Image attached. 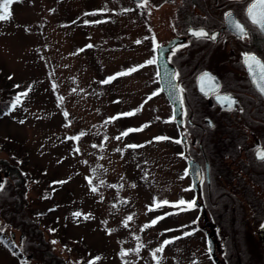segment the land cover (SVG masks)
Masks as SVG:
<instances>
[{"label": "rangeland", "instance_id": "rangeland-1", "mask_svg": "<svg viewBox=\"0 0 264 264\" xmlns=\"http://www.w3.org/2000/svg\"><path fill=\"white\" fill-rule=\"evenodd\" d=\"M9 8L0 21V161L19 174L0 179V264H211L173 206L183 187L175 144L153 137L164 133L149 119L164 97L137 79L147 66L117 75L139 57L118 48L117 0ZM132 125L142 130L122 135Z\"/></svg>", "mask_w": 264, "mask_h": 264}, {"label": "flooded vegetation", "instance_id": "flooded-vegetation-1", "mask_svg": "<svg viewBox=\"0 0 264 264\" xmlns=\"http://www.w3.org/2000/svg\"><path fill=\"white\" fill-rule=\"evenodd\" d=\"M252 2L117 0V12L124 16L118 48L132 49L124 56H139L118 72L147 66V73L137 79L151 82L154 92L164 97V107L154 106L149 117L163 122L164 133L153 137L175 144L181 200L195 201L192 208L179 206L182 226L206 245L211 264H264V160L258 155L264 151V94L243 62L245 53L264 62V29L246 12ZM229 12L244 26L246 37L229 24ZM190 29L215 34V39L197 38ZM158 60L177 74L173 77L181 110L176 118L160 88ZM205 73L215 83L202 86ZM224 95L235 101L230 110L218 100ZM140 127L132 125L124 132ZM169 153L174 155L172 147ZM0 172V179L10 174L1 165Z\"/></svg>", "mask_w": 264, "mask_h": 264}, {"label": "snow or ice", "instance_id": "snow-or-ice-1", "mask_svg": "<svg viewBox=\"0 0 264 264\" xmlns=\"http://www.w3.org/2000/svg\"><path fill=\"white\" fill-rule=\"evenodd\" d=\"M15 0H0V21L3 20H7L11 17V12H10V8L9 5H11L12 3H14ZM144 3H147V0H144ZM127 11V10H126ZM247 15L250 18L251 22L255 25H258L260 28L264 29V0H253V2L248 6L247 10ZM226 17L228 19L229 24L233 27V29L236 31V33L241 37L244 38L246 37L247 33L245 31V28L243 25H241L239 22L235 21L232 18V14L231 12L226 13ZM192 31V35L197 37V38H210V39H215V34H213L212 36H209L207 32H205L204 30H191ZM137 43H140V41H137ZM155 60H149L147 61V63L152 64L155 63ZM243 62L244 64L247 66L248 71L252 77V81L254 83V85L257 87V89L259 90V92L261 94H264V62H262L255 54H249V53H245L243 55ZM138 67H143V65H140ZM137 68H132L128 70V73H118L117 75H126L129 74L130 72L136 71ZM177 74H173V76H175ZM112 79H115V76L113 77H109L107 80L102 81V83H109ZM201 83L202 86L205 85L206 83L208 84H212L215 83L214 80L209 76V74L205 73L204 76L201 78ZM175 87V86H173ZM21 95H26V93H21ZM218 100L222 103V104H228L229 105V110L231 109V105L235 103V101L228 95H224V96H219ZM20 102V96L16 97V103ZM16 105L14 104L13 107H15ZM139 109H137L138 111ZM134 112H128V113H121V116H131L134 115ZM118 117H113L111 119H118ZM142 129H129L126 132L122 133V135H127L128 132L131 131H140ZM75 139H78V137H76ZM119 139V137H118ZM156 139L162 140V139H168L167 137H157ZM179 142V141H178ZM129 147H137L136 145H129ZM259 158L261 160H264V151L260 152L259 154ZM201 182H202V177H201ZM0 188H2V184H0ZM92 191H96L95 188H92ZM165 204H169L168 201H162V202H157L154 206L155 207H161L162 205ZM181 205H187L188 208H192L195 206V201H191V202H187V201H179L178 204L173 205V206H181ZM151 210V209H150ZM183 210V209H182ZM75 216H80V213H75ZM87 218V217H85ZM128 219H131V217H129ZM163 219V217H157L156 220H153L151 223L155 224L158 222V220ZM147 227V225H146ZM189 235L191 233H188ZM177 239H179V237H177ZM172 241H165L164 244H168L171 243ZM163 249H157L156 251H162ZM126 254V253H125ZM155 255V253L153 254ZM98 259V258H97ZM94 264V262H93Z\"/></svg>", "mask_w": 264, "mask_h": 264}, {"label": "water", "instance_id": "water-1", "mask_svg": "<svg viewBox=\"0 0 264 264\" xmlns=\"http://www.w3.org/2000/svg\"><path fill=\"white\" fill-rule=\"evenodd\" d=\"M159 65V76H160V87L162 91L167 95L170 102L172 103L174 107V117H178V114H180L181 110V100H180V93L179 88L177 86V82L174 80L173 77V70L168 69L166 66V63L163 60H158ZM175 86V87H173ZM190 168V166H189ZM192 172L194 181L196 173L194 170H190ZM211 246V245H210Z\"/></svg>", "mask_w": 264, "mask_h": 264}, {"label": "trees", "instance_id": "trees-1", "mask_svg": "<svg viewBox=\"0 0 264 264\" xmlns=\"http://www.w3.org/2000/svg\"><path fill=\"white\" fill-rule=\"evenodd\" d=\"M14 84V83H13ZM12 87H13V85H12ZM14 88H15V86H14ZM13 94V93H12ZM4 101V100H3ZM6 101H8L7 103L5 102V106H4V111H6V110H8L9 111V109H10V107L12 106V104L14 103V99H10V100H6ZM11 101V102H10ZM8 139H10V138H8ZM15 140H13V139H11V141H9V142H14ZM11 162H9L8 160H4V159H2L1 161H0V165L1 166H3V168L5 169V170H8L9 171V173H12L13 175H15V176H17V174H19V171L17 170V167H16V165H14V164H10ZM7 183V182H6ZM18 184V183H17ZM19 186V184L18 185H16L15 187H18ZM8 198H10V199H12V200H14L15 198H13V197H8ZM4 198H2L1 199V201L3 200ZM23 200V199H22ZM12 203H13V201H12ZM9 204H11V203H9ZM8 204V205H9ZM15 205L17 206V207H21L22 206V201H18L17 203H15ZM10 207V206H9ZM12 211V210H11ZM14 211V210H13ZM17 214V216H20V214L18 213V212H11V214ZM30 230H31V233H33V234H35L36 233V231L34 230V225H32V227L31 228H29ZM43 245V243H40L39 245H37V246H39L41 249H42V246ZM44 247L46 248V250H47V247L44 245ZM44 249V248H43ZM47 252V251H46ZM42 253H43V250H42Z\"/></svg>", "mask_w": 264, "mask_h": 264}]
</instances>
